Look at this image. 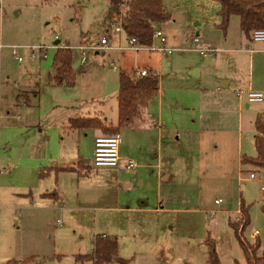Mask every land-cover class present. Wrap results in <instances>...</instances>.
Listing matches in <instances>:
<instances>
[{
    "label": "rangeland",
    "instance_id": "1",
    "mask_svg": "<svg viewBox=\"0 0 264 264\" xmlns=\"http://www.w3.org/2000/svg\"><path fill=\"white\" fill-rule=\"evenodd\" d=\"M189 1L199 9L190 19L200 16L201 23L196 27L201 29L202 39L220 40V31L212 23L202 21L215 16L213 11L219 3L203 0L201 5V0ZM179 2L161 3L165 11L178 15ZM111 14L106 0H0V264L30 256L45 258V264H90L76 262L74 255L89 252L92 238L102 233L116 241L117 259L108 264H208L203 242L206 235L213 239L222 264H245L227 221L237 220L236 209L241 200L247 206L249 221L240 236L250 243L256 236L260 247L264 246V214L260 211L264 175L257 167L241 164L237 169L234 163L224 173L214 170L198 176L201 180L197 186L184 187L178 181L168 184L166 193L170 199L161 189L158 205L163 207L158 212L119 208L138 206L142 195H146L142 205H155L150 173L146 180L141 177L136 189L125 191L128 198L122 190L107 199L96 195L105 193L97 184L105 186V190L107 185L112 186L106 176L97 182V174L116 167L93 168L91 131H70L66 119L99 110L112 117L119 69L141 67L147 59L155 68L158 57L155 51H124L121 55L114 48L98 49L101 37L107 39L109 46L116 44ZM196 20H191L192 30ZM153 28H160L166 37L164 26L153 24ZM228 29L230 41L244 39L236 15L229 17ZM187 40L183 45L191 49ZM156 43L153 38L152 46ZM79 44L85 46L82 63ZM60 45L71 50L70 65L75 75L71 86L56 85L47 79L53 54ZM248 45L254 56L264 52L262 42L250 41ZM38 46L45 47L44 57H38ZM12 50L20 61L12 56ZM31 53L37 58L31 59ZM241 55L246 59V53ZM255 62L254 74H259V62ZM245 73L243 65L238 74ZM120 133L121 151L131 149L135 130L123 127ZM253 133V127L241 133L243 155L255 154ZM152 138L146 146L148 150L154 147ZM77 158L88 164L89 169L82 172L88 174L80 176V186L77 177L67 186L62 181L63 174L51 163L66 164ZM249 173L253 178L248 177ZM58 176V184L64 186L62 197L43 195L51 190L59 194L55 189ZM135 192L139 200L134 199ZM122 260L125 262L120 263Z\"/></svg>",
    "mask_w": 264,
    "mask_h": 264
},
{
    "label": "crops",
    "instance_id": "2",
    "mask_svg": "<svg viewBox=\"0 0 264 264\" xmlns=\"http://www.w3.org/2000/svg\"><path fill=\"white\" fill-rule=\"evenodd\" d=\"M160 1L162 2V0ZM181 2H179V14L172 13V15L168 12L171 15V20L160 24L166 29L163 33L166 35L165 45H169L168 47L171 49L172 46H177L174 48H178V50L174 51L173 48L169 53L152 51L158 56L155 68L149 65L148 59L144 61L146 64L141 67L129 65V69L145 68L155 72L157 75V92L149 99L141 117L134 118L130 123L118 129L120 134L118 162L113 167H106L116 168L103 171L99 176L97 174V182L106 176L112 185H107V190H105V186L101 188L102 186L97 184V188L106 194L99 192L96 195L100 194L104 196V199H107V197L118 196L119 190H122V195L128 198L125 191L132 188L136 189L141 177L146 180V174L150 173L152 175L151 182H153L151 191H153L152 197L155 205L153 207L142 205V200L146 198V195H142L141 200H139L136 195L137 190L134 199L139 200L138 206L121 205L119 208L158 212L159 208L163 207V205H158L161 189L167 195V200L170 199V195L166 193L168 184L178 181V183L184 184V187L197 186L201 180L200 177L198 179L197 177L204 175L205 172L210 173L218 170L224 173V170L229 169L234 163L238 169L239 165L243 164L240 162L241 155H243L240 143L241 133L253 127V120L257 114H264V70H262L264 69V52H259L254 56V50L248 45L250 41L262 42L261 47L264 48V41H254L244 36V39L240 38L236 43L230 41L229 29L222 34L216 26L219 20L216 14L218 6L213 11L215 16L203 18L205 20L202 21L212 23L218 29L217 31H220L222 38L218 41L202 39L199 35L201 29H197L201 23L200 16L194 15L192 17V19L197 20L194 21L193 30L191 26L192 19L190 16L196 13L198 9L196 3L193 6L189 0H181ZM199 3L203 5L204 2L201 0ZM191 34L198 36V43L194 47L211 48L213 49L212 55H201L193 47H190L191 49L185 47L183 45L184 39L187 40ZM113 36L116 44L110 48L120 51L121 55L124 51H132L117 48L126 45V37L123 32ZM156 45H158V41ZM138 51L149 52L145 49H139L132 53ZM240 53H246V59ZM255 61L259 62V74H254ZM243 65H245L246 73L238 74L239 71L242 72ZM246 90L262 92V100L247 101ZM236 91L239 93L236 94ZM116 92L114 96L115 114L112 117L108 113L107 116L103 115V112L99 110L92 112L91 115L68 117L66 123L69 118L98 117L107 125H115L117 122ZM123 127L135 130L136 136L134 135L132 138L133 147L121 151L120 144L123 141V135H121L120 129ZM73 130L79 133L84 129ZM85 130L91 131L92 140L95 135L101 133L98 128H85ZM151 138L154 141V147L152 150H148L146 146ZM126 159L134 161L132 168L125 167ZM78 161L77 158L75 161L66 164L53 162L51 166L57 169L58 173L63 174L62 181L66 182L67 186L74 177H77L76 181L80 186V176H87L88 174H82L83 169L86 170L89 167L83 161L82 164H76ZM69 166H72L73 169H62ZM186 176L196 177L189 179ZM60 180L58 176L55 189L59 194L55 192V197H62L64 194L62 191L64 186L58 184ZM52 198L54 197L52 196ZM215 201L216 199L213 202L217 203Z\"/></svg>",
    "mask_w": 264,
    "mask_h": 264
},
{
    "label": "trees",
    "instance_id": "3",
    "mask_svg": "<svg viewBox=\"0 0 264 264\" xmlns=\"http://www.w3.org/2000/svg\"><path fill=\"white\" fill-rule=\"evenodd\" d=\"M108 12H118L120 3L125 4L121 12L120 25L125 37H133L139 45L146 46L152 42L153 24H163L171 20V15L163 9L160 0H106ZM219 3L217 28L224 34L231 15L238 18V26L244 37L251 39V31L264 28V0H215ZM71 50L68 46L57 47L52 58L51 71L47 79L53 84L71 86L75 75L70 65ZM149 70V69H148ZM146 75H134L133 68L119 69L117 74L116 111L117 122L107 125L98 117L69 118L66 127L70 130L98 128L101 133H113L121 126L130 123L134 118L141 117L147 103L157 92V75L149 70ZM254 156L241 155L240 162L257 167L264 175V114H257L253 120ZM76 164H82L79 160ZM62 169H73L72 166ZM41 175V174H39ZM43 195L55 197V192ZM260 211L264 214V189L262 190ZM237 220L228 219L227 224L241 248L245 264H264V246L260 247L258 239L250 243L240 234L248 224L247 206L240 200L237 208ZM203 242L207 247L208 264H222L215 252L214 241L206 235ZM260 247V248H259ZM116 241L113 237L100 234L92 238L91 250L74 255L76 262L90 264H108L115 258ZM257 250L259 252L257 253ZM120 261V260H119ZM122 260L120 263H122ZM125 262V261H124ZM3 264H45V258L34 256L25 259H9Z\"/></svg>",
    "mask_w": 264,
    "mask_h": 264
},
{
    "label": "built area",
    "instance_id": "4",
    "mask_svg": "<svg viewBox=\"0 0 264 264\" xmlns=\"http://www.w3.org/2000/svg\"><path fill=\"white\" fill-rule=\"evenodd\" d=\"M125 9V4L122 2L119 5L118 12L114 13L112 12L111 15H109L110 19V25L113 27L114 31L116 33L123 32L121 25H120V19H121V12ZM116 21V23H114ZM156 38L158 41V45L152 46L150 43L149 45L142 46L135 42V39L133 37H126V45L125 46H118L117 48H123V49H129L132 51H137L139 49H145L147 51H155L158 53H169L172 51L170 47L165 46V38L162 36L159 29H154L152 32V39ZM251 40L254 41H264V28H256L251 31L250 35ZM188 42L191 47H193L199 54L201 55H212L213 49L211 48H199L194 47L198 43V36L191 34L188 37ZM63 47V46H62ZM85 46L80 45L78 46V49L81 51L80 56V62L82 63L84 61V55L83 50ZM96 48V47H94ZM98 49H108L110 48L109 43L105 37H101L99 39V46ZM38 57L41 55V57H44L45 53H43L45 47L44 46H38ZM12 56L17 60L20 61L21 58L19 56L15 55V52L12 50ZM31 59H36L37 57L31 53L29 55ZM112 68H115L114 65H112ZM150 73L148 69L141 68L136 69L133 68V74L134 75H146ZM236 94L239 92L236 91ZM245 96L247 101H261L263 98V94L260 91H254V90H246ZM120 142V134L118 131L113 133H99L93 137L92 140V153H91V164L94 167H113L117 165L118 162V144ZM134 166V162L132 159H126L125 160V167L130 169ZM249 178H253L252 173L248 174ZM260 189H264V185L261 184ZM217 202V201H215ZM252 235H257V231L254 230L252 232Z\"/></svg>",
    "mask_w": 264,
    "mask_h": 264
}]
</instances>
